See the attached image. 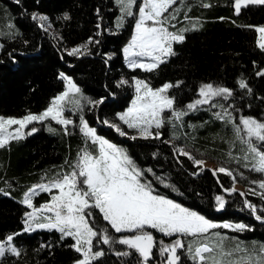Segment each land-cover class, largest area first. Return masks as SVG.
Segmentation results:
<instances>
[{
	"label": "trees",
	"instance_id": "1",
	"mask_svg": "<svg viewBox=\"0 0 264 264\" xmlns=\"http://www.w3.org/2000/svg\"><path fill=\"white\" fill-rule=\"evenodd\" d=\"M204 3L210 6L203 7ZM174 8L180 9L173 21L178 28L195 26L196 30L186 31L183 43H174L175 56L154 71L145 72L133 71L125 65L122 51L133 34L136 16L129 17L118 28L115 20L119 12L114 0H19V3L0 0V116L21 118L44 111L65 90L60 73L72 79L86 99L80 111L66 114L73 121L68 126L70 134L65 135L61 125L48 120L33 125L38 130L32 135L0 148V240L20 233L14 235L13 245L21 252L19 257L6 254L0 264H74L82 258L70 247L74 241L70 237L61 239L55 230L23 232L25 214L30 209L21 203L31 187L48 183L58 172L70 171L66 160L75 162L82 148L93 149L79 131L81 116L99 136L125 149L140 169H151L155 176L163 177L169 187L145 172L159 194L213 222L246 224L250 231L228 234L243 244H264V223L256 220L243 204L247 199L264 207V201L251 194L246 197L238 192L224 194V189L233 186L231 177L222 173L213 176L208 168L200 171L192 161L173 151V146L184 143L193 156L213 161L219 167L235 158L233 153L240 142L235 139L233 126L214 115L222 109L211 104L197 106L194 111L187 109L189 103L199 98V87L206 83L232 90V97L227 100L217 97L212 103L223 104L236 123L240 117L264 121V76L257 75L264 69V51L257 46L254 30L264 26V5L242 7L239 15L234 12V0H184ZM33 15L47 17L44 22L45 27L50 25L47 31L38 19L33 20ZM65 15L68 19H64ZM89 39L94 43L89 44ZM85 44L86 53L67 54ZM132 77L148 81L153 88L165 83L179 84L169 89L168 95L174 98L175 109L187 114L175 127L166 123L160 129L164 140H170L173 133L179 137L171 144L156 139L132 140L129 137L135 135L134 130L116 119V114L123 112L133 99V88L127 85L117 88L116 82L123 78L131 83ZM240 80L246 82L250 93L239 88ZM101 99L104 102L99 105L88 103ZM165 115L169 117L170 113ZM104 119L121 124L127 135L120 136L114 128L102 123ZM49 127L55 131H49ZM234 174L235 185L241 184L245 192L252 187L249 179L255 173L246 169L243 178ZM217 195L226 201L225 208L219 211ZM50 198V193L40 192L33 197V203L39 206ZM97 219L100 220L98 213ZM100 225L106 226V222L100 220ZM146 230L158 241L167 243L176 238ZM112 235L121 234L112 232ZM101 249L105 255L94 264H138V255L126 246L109 248L94 241V250ZM116 251L131 254L118 257ZM158 261L157 256L152 264ZM184 264L191 263L184 258Z\"/></svg>",
	"mask_w": 264,
	"mask_h": 264
},
{
	"label": "snow or ice",
	"instance_id": "2",
	"mask_svg": "<svg viewBox=\"0 0 264 264\" xmlns=\"http://www.w3.org/2000/svg\"><path fill=\"white\" fill-rule=\"evenodd\" d=\"M16 2L19 3V0ZM116 2L121 12L117 27H122L125 17L134 16L133 8L137 7V0ZM183 2L184 0H180V3ZM176 4L177 0H140L134 32L130 42L123 49L129 69L154 71L166 63L168 58L176 55L173 45L185 41L186 31L196 30L195 26L192 29L169 30V26L175 28L171 22L177 19L180 12L179 8H174ZM250 4L264 5V0H234L235 14L239 15L242 7ZM202 6L210 5L204 3ZM32 18L38 19L45 31L50 27V25L45 27L47 17L33 15ZM64 19H68L67 15ZM254 30L259 34L257 46L264 51V26L255 27ZM88 43L94 41L89 39ZM86 52L87 44L74 47L67 54L75 56ZM257 75L264 76V69L259 70ZM59 79L65 82V90L54 97L41 113H28L21 118L0 116V148H4L12 140L23 139L25 134L32 135L38 130L34 126L28 129L29 125L41 124L48 120L61 125L65 135L70 134L68 126L72 125L73 121L65 112L81 110L80 99L83 97L80 95L81 89L72 79L64 73L59 74ZM125 85L134 89V99L126 111L116 114V119L128 129L135 130L137 135L129 138L156 139L166 144L178 139L175 133L170 140L162 139L160 129L166 123L175 127L173 121H182L183 116L187 114L185 111L175 109L174 98L168 95L169 89L178 87L179 84L165 83L153 88L148 81L137 77H132L131 83L123 78L116 82L117 88ZM239 88L251 92L244 80L239 81ZM232 95V90L227 87H214L212 83H206L199 87V98L189 103L187 109L194 111L197 106L208 104L213 108L222 109L214 113L216 119L232 124L235 139L245 146L242 159L251 164L249 171L260 176L259 179L249 181L255 187L248 188L246 192H239V195L246 197L251 194L264 201V121L253 117H240L239 123H236L223 104L212 103L217 97L227 100ZM103 102V99L88 101L94 106ZM166 112L170 113V118L165 115ZM102 123L114 128L120 136L127 135L121 124L111 123L108 119H104ZM25 129H28L27 133ZM48 130L55 131L51 127ZM79 131L83 134L85 143L91 142L93 149L82 148L75 162L65 161L70 171L58 172L48 183L35 185L24 193L21 203L31 211L25 214L23 232L55 230L61 234V239L70 237L74 241L70 247L82 257L74 261V264H94L105 255L102 249L94 250V241L97 245L103 244L109 248L115 245L126 246L128 250L138 255V264H151L157 256L158 264H184V258L191 261V264H264V244L248 246L234 241L231 246H226L225 241L229 238L213 231L216 229H227L231 232L250 231L248 225L213 222L159 194L152 181L147 179L145 172L155 177L164 187H169L164 183L163 177L155 176L151 169H140L125 149L99 136L96 129L90 127L83 116L80 117ZM173 151L192 161L193 166L200 171L205 170L206 161L196 158L185 147L173 146ZM228 155L231 157V152ZM208 170L213 176L222 173L231 177L233 186L224 191L230 195L237 192L235 187L237 177L233 170L224 166ZM240 175L243 178V174ZM217 182L219 183V180ZM53 190H56L57 194L51 195L50 202L39 206L33 203V197L40 192L52 193ZM215 202L218 211L225 208L226 201L223 196L217 195ZM243 204L256 220L264 223V215L258 214L264 213V207H259L247 199H244ZM97 213L100 220L106 222V226L100 225ZM146 229H153L164 237L176 238L167 243L164 240L158 241L152 232ZM112 232L121 235L114 236ZM19 234H10L0 240V260L6 254L20 256V250L13 245L14 235ZM182 238L191 239L185 241ZM130 254V251L115 252L118 257Z\"/></svg>",
	"mask_w": 264,
	"mask_h": 264
},
{
	"label": "rangeland",
	"instance_id": "3",
	"mask_svg": "<svg viewBox=\"0 0 264 264\" xmlns=\"http://www.w3.org/2000/svg\"><path fill=\"white\" fill-rule=\"evenodd\" d=\"M115 1V3H116V5H117V2H116V0H114ZM179 2H180V0H177V4H179ZM139 3H140V0H137V7H134L133 8V13H134V15L136 16V18H138V5H139ZM176 4V5H177ZM117 7H118V12H119V14H118V16H117V18H116V20H115V24H116V26H117V22H118V20L120 19V16H121V12H120V8H119V6L117 5ZM170 11H172L171 9H170ZM167 15V14H166ZM129 17H125L124 18V20H123V25L125 24V22H126V20L128 19ZM172 24H174L175 25V28H172L171 26H169V30L170 31H178L180 28H178L179 26L175 23V22H171ZM118 28H120V27H118ZM133 32H134V30H133ZM258 33H257V39H258ZM130 40H131V38H130ZM130 40H129V42H130ZM128 42V43H129ZM128 43H127V45H128ZM126 45V46H127ZM125 46V47H126ZM124 47V48H125ZM122 53H123V51H122ZM123 57H124V55H123ZM124 62H125V65L127 66V62L125 61V59H124ZM128 67V66H127ZM66 87V86H65ZM80 95H81V93H80ZM134 95H135V93H134V89H133V99H134ZM82 96V95H81ZM83 97V96H82ZM132 101V100H131ZM86 104V99L83 97L82 99H80V105H81V109L84 107V105ZM131 106V102L129 103V105H128V107H130ZM69 107H71V106H69ZM128 107L124 110V111H126L127 109H128ZM78 111H80V110H76V109H73V110H71L70 112L69 111H66L65 112V115L69 112V113H76V112H78ZM123 111V112H124ZM221 110H217V112H220ZM169 118H170V116H169ZM49 121H51V120H49ZM121 123V122H120ZM173 123L176 125V124H179V123H181V121H179V122H177V121H173ZM34 125H36V124H34ZM172 126H173V124H171ZM31 126H33V125H29L28 126V129H30L31 128ZM126 126V125H125ZM15 127H18V126H13V128H15ZM127 127V126H126ZM190 127H192V125H190ZM28 129H25L24 131H25V133H27V131H28ZM153 130H155V129H153ZM134 133H135V135H137V133L135 132V130H134ZM25 136H27V134H25ZM184 143H180V147H185L186 148V150H188V147H186V146H184L183 145ZM183 145V146H182ZM240 146H238L237 148H236V151L233 153L234 154V156H235V158L236 157H240L241 159H239V160H237V159H232V163H227L226 164V166L225 167H227L228 169H230V170H233L235 173H237V175L239 176V177H241V173L243 174V177H244V174H245V172H246V169H249V168H251V164L250 163H248L247 161H244L243 159H242V157H243V155H244V151H243V149L245 148V146L244 145H242L241 143L239 144ZM231 164H234V165H231ZM247 164V167H245V165ZM206 166H209V167H211V168H218L219 166L217 165V163H215V162H213V161H206ZM245 171V172H244ZM252 173H255V172H252ZM260 178V176H259V174H257V173H255V176L254 177H252V178H250L249 179V181L250 180H253V179H259ZM250 184V183H249ZM250 185H252V184H250ZM235 187H237L238 189H240L241 191H243V192H245V190H244V187L241 185V184H236L235 185ZM252 187H255V185H252ZM51 195H54V194H57V192H56V190H53V192L52 193H50ZM51 199V198H50ZM50 202V201H49ZM31 211V209L29 210V212ZM216 223H220V224H223V223H232V222H228V221H225V222H216ZM214 232H219V233H221L222 235H224L225 237H227V238H229V239H227L226 241H225V244H226V246H231L232 244H233V242L234 241H236V242H240V243H242L240 240H238L237 238H234V237H232L231 235H229L228 234V232H229V230H227V229H216V230H213ZM231 232V231H230ZM191 239V238H190ZM244 245H248V246H251V245H253V244H244ZM256 245H259V244H256ZM190 263H191V261H190ZM151 264H152V262H151Z\"/></svg>",
	"mask_w": 264,
	"mask_h": 264
},
{
	"label": "water",
	"instance_id": "4",
	"mask_svg": "<svg viewBox=\"0 0 264 264\" xmlns=\"http://www.w3.org/2000/svg\"><path fill=\"white\" fill-rule=\"evenodd\" d=\"M205 168H208V169H213V168H211V167H209V166H206ZM236 189H237V192L239 193V192H243V191H241L240 189H238L237 187H236ZM224 194H226V195H230L229 193H227V192H224ZM233 194V193H232Z\"/></svg>",
	"mask_w": 264,
	"mask_h": 264
}]
</instances>
